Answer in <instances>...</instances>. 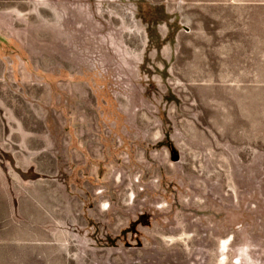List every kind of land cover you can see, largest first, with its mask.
<instances>
[{"label":"rangeland","instance_id":"obj_1","mask_svg":"<svg viewBox=\"0 0 264 264\" xmlns=\"http://www.w3.org/2000/svg\"><path fill=\"white\" fill-rule=\"evenodd\" d=\"M0 264H264V0H0Z\"/></svg>","mask_w":264,"mask_h":264}]
</instances>
